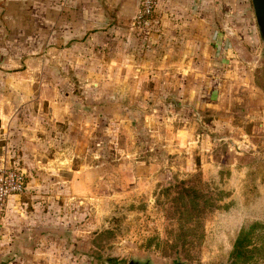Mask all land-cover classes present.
<instances>
[{
    "label": "rangeland",
    "instance_id": "rangeland-1",
    "mask_svg": "<svg viewBox=\"0 0 264 264\" xmlns=\"http://www.w3.org/2000/svg\"><path fill=\"white\" fill-rule=\"evenodd\" d=\"M30 141L64 157L6 203L0 264H229L252 229L264 264L251 0H0V172Z\"/></svg>",
    "mask_w": 264,
    "mask_h": 264
},
{
    "label": "crops",
    "instance_id": "crops-1",
    "mask_svg": "<svg viewBox=\"0 0 264 264\" xmlns=\"http://www.w3.org/2000/svg\"><path fill=\"white\" fill-rule=\"evenodd\" d=\"M12 126V124H11ZM15 132V131H14ZM40 140L38 137L35 139ZM56 144V141L55 143ZM26 148H29L28 151H31L29 155H26L25 152H23L24 157L20 158L18 157L15 162L13 163L17 164L18 166L20 165L21 162H23L22 168L20 167L21 171L23 172L24 176L26 177V174L29 176V187H34L35 185H39L38 181L41 177H44L48 174H51L52 171H56L57 168L53 169L52 166L58 165L57 163H62L63 155L56 154V156H44L41 153H35V149L38 144L34 143L33 141L25 143ZM33 152V153H32ZM33 156V157H32ZM0 166L8 165L11 161L6 159V161H2V157L0 158ZM38 164L40 166H38ZM18 167V168H19ZM44 170V171H43Z\"/></svg>",
    "mask_w": 264,
    "mask_h": 264
},
{
    "label": "built area",
    "instance_id": "built-area-1",
    "mask_svg": "<svg viewBox=\"0 0 264 264\" xmlns=\"http://www.w3.org/2000/svg\"><path fill=\"white\" fill-rule=\"evenodd\" d=\"M26 190L24 175L16 170L0 172V216L11 197L19 196Z\"/></svg>",
    "mask_w": 264,
    "mask_h": 264
},
{
    "label": "trees",
    "instance_id": "trees-1",
    "mask_svg": "<svg viewBox=\"0 0 264 264\" xmlns=\"http://www.w3.org/2000/svg\"><path fill=\"white\" fill-rule=\"evenodd\" d=\"M185 193H188L191 196V191L186 189ZM192 202L194 204V208H198L199 204L197 202V197H193ZM251 232L242 231L236 238L233 244L232 251L230 253V263L229 264H248L253 260V250H250V238L252 235ZM255 250V249H254Z\"/></svg>",
    "mask_w": 264,
    "mask_h": 264
},
{
    "label": "water",
    "instance_id": "water-1",
    "mask_svg": "<svg viewBox=\"0 0 264 264\" xmlns=\"http://www.w3.org/2000/svg\"><path fill=\"white\" fill-rule=\"evenodd\" d=\"M252 8L255 15V20L261 41L264 44V0H251ZM127 264H151L150 260L141 261L139 259L131 258ZM175 264H182L177 258Z\"/></svg>",
    "mask_w": 264,
    "mask_h": 264
}]
</instances>
